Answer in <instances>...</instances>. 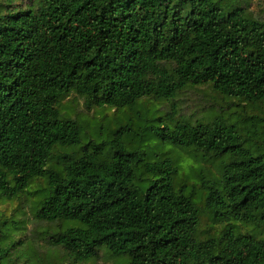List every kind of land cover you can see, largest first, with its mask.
Instances as JSON below:
<instances>
[{"label": "trees", "instance_id": "1", "mask_svg": "<svg viewBox=\"0 0 264 264\" xmlns=\"http://www.w3.org/2000/svg\"><path fill=\"white\" fill-rule=\"evenodd\" d=\"M250 3L0 0V200L15 202L43 179L35 214L66 226L51 242L67 252L39 257L26 234L13 237L23 220L7 225L18 209L0 216V264H17L14 250L31 251V241L40 264L89 262L102 249L124 264H264V242L232 228L196 237V192L178 184L171 156L152 162L128 152L127 127L84 145L78 122L58 108L76 94L88 111H134L145 99L171 103L211 84L242 111L191 124L173 107L139 120L162 123L149 130L166 144L221 163L219 181L200 177L216 223L264 226V117L246 115L264 106V21L247 12ZM57 149L77 152L56 167Z\"/></svg>", "mask_w": 264, "mask_h": 264}, {"label": "rangeland", "instance_id": "2", "mask_svg": "<svg viewBox=\"0 0 264 264\" xmlns=\"http://www.w3.org/2000/svg\"><path fill=\"white\" fill-rule=\"evenodd\" d=\"M29 2L30 0H17L19 6H26ZM247 12L264 21V0H251L250 5L247 7ZM173 107H176L178 110L177 121L182 123L189 122L191 124H197L198 122L209 123L215 115H222L224 117L236 116L237 112L242 111L237 101L228 100L221 96L214 90L211 84L190 86L171 103H156L153 100L145 99L140 102L138 108L134 111L110 108H95L88 111L85 107L84 99L76 94L65 98L58 105L62 118L78 122L84 145L90 142L97 144L107 143L109 142V135L111 133L119 128L127 127L125 140L130 142L128 152H139L146 157L147 161L152 162L159 155L171 156L176 164L181 167L178 184L186 185L187 183L189 193H194L193 190L195 189L194 201L201 218V223L196 233V237L199 240L218 237L221 232L232 228L241 235L251 236L256 240L264 242L263 225H243L238 222H232L230 227H227L222 223H216L214 214L205 208L202 194L199 191L201 190L200 177L219 181L222 171V165L219 161L206 160L194 149H183L166 144L149 130L152 125L160 127L162 123L152 124L150 120L143 123L139 120V113L142 119H146L147 117L152 119L155 116L170 113ZM157 109L161 110L159 115L156 112ZM246 111V115L264 117V106L259 109L247 106ZM74 152L77 151L57 149L54 153L52 166L59 167L61 165V157L65 154H73ZM45 186L46 182L43 179H39L32 184L30 190L19 200L12 203H5L0 200V216L1 214H10L18 209H22L17 217L9 218L8 227L17 224L20 221L19 217L23 220V225H19L21 230H16L13 237L26 234L27 238L24 239V242L33 240L37 244L39 257L48 258L50 253L59 255L58 257H66L67 252L64 249L53 247L51 242V239L63 232L66 226L59 222L47 223L41 221L37 219V215L35 214L39 198L36 191L41 190ZM24 246L26 245L19 244L13 252L12 258L17 260V264H40L35 258L34 251L36 250V246L32 244V241L28 245L31 251L24 250ZM50 264L66 263L57 260ZM77 264H124V260L114 258L105 249H102L96 259Z\"/></svg>", "mask_w": 264, "mask_h": 264}]
</instances>
